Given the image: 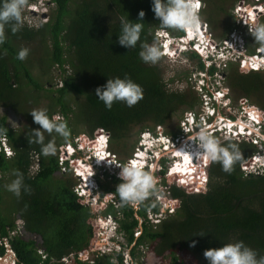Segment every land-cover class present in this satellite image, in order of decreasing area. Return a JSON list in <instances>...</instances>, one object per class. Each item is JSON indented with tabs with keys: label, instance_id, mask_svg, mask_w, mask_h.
<instances>
[{
	"label": "trees",
	"instance_id": "16d2710c",
	"mask_svg": "<svg viewBox=\"0 0 264 264\" xmlns=\"http://www.w3.org/2000/svg\"><path fill=\"white\" fill-rule=\"evenodd\" d=\"M246 1L241 0L236 10L259 9L258 5L249 7ZM50 3L55 6L52 20L36 29L23 24L15 34L5 26L6 39L0 45V106L17 115L22 114L26 122L23 130L16 132L7 127L5 115L0 117V128L5 130L4 135L14 151V156L7 161L0 153V170L7 167L13 175L19 172L31 190L28 194L22 190L19 198L15 196L14 203L16 214L23 220L29 236L10 242L17 256L27 264L39 263L34 257V244L28 240L31 236H37L45 252L56 258L85 248L91 237L87 224L90 215L73 200V181L53 178L58 171V147L65 141L61 138L57 143L52 133H43L45 144L52 141L56 145L55 156H43L41 145L29 142L34 140L33 129L39 128L30 115L34 110L30 109L32 104L37 105V93L44 90L51 94L52 106L58 110L47 114L51 118L59 113L67 122L71 132L67 142L77 133L76 127L69 123L74 112L66 103V96L71 93L82 96L77 105V118L86 128V133L92 135L102 130L112 143L125 142L136 127L166 125L176 113L189 111L196 103L189 92L168 90L163 84L161 71L139 58L140 44H151L153 32L163 30L151 11V0H50ZM141 10L144 17L140 40L134 49H126L117 43L119 18L135 22ZM262 16L264 10L258 11L256 21ZM181 37L176 36L178 39ZM22 44L34 45L43 52L48 68L54 67L60 73V88L54 91L45 89L32 77L28 62L16 59ZM189 56L196 58L194 53H189ZM198 68L203 70L200 62ZM229 74L226 75L228 87L246 99L264 87V74L260 72H238L233 68ZM125 75L141 86L143 98L130 108L122 102H114L110 110L106 109L95 95L96 88L103 86L107 79L124 78ZM21 79L30 88V95H22L23 103L16 104L22 94L19 87ZM229 142L238 144L242 153V160L234 165L232 173H224L219 163H210L206 170L208 188L205 192L188 194L171 186L170 197L179 203L177 217H166L161 225H157L158 229L157 226L154 230L144 227L141 240L147 237L156 242V255L169 253L170 263L182 262L183 259L176 256L181 253L198 264H207L203 256L205 250L220 248L237 240L256 251L257 259L264 256V171L243 177L241 164L254 155V147L235 141L220 144ZM199 162L206 163L204 160ZM33 164L38 166V170L30 174L29 168ZM189 167L176 173L188 174ZM104 177L109 179L108 184L103 185L96 177L100 189L115 193L120 180L108 175ZM192 182L201 189V181L194 179ZM148 208L158 213V206L148 203L141 205L137 215L145 217ZM120 212L125 220L132 218L133 211L128 206H121ZM1 222L5 228V221ZM137 223L133 220L134 226ZM2 235L6 237L5 229H2Z\"/></svg>",
	"mask_w": 264,
	"mask_h": 264
},
{
	"label": "rangeland",
	"instance_id": "374dc122",
	"mask_svg": "<svg viewBox=\"0 0 264 264\" xmlns=\"http://www.w3.org/2000/svg\"><path fill=\"white\" fill-rule=\"evenodd\" d=\"M196 1V0H194ZM198 2H200V10L198 11L199 17H200V22L202 24H205L206 26L204 27L207 36H209V39H211L215 44H222V42L224 40H226L227 38H229V32L233 33L234 36L237 35V29L234 26L233 23V17L232 15L234 14L235 10H236V6L239 4V2L241 0H197ZM254 1V0H253ZM260 1H264V0H260ZM250 2H252L251 0H247L246 1V5H248ZM55 6L50 3V0H27V4L23 10V24L26 25L28 28H38L43 24L48 23L50 20H52V15L54 12ZM255 23L257 24H261L264 23V16L260 17V19L258 21H256ZM256 24V25H257ZM213 29L212 31L209 30V28ZM200 29H201V25H200ZM173 35H171V31L168 30H164V32L167 33L168 35V42H171L170 48H167L168 51H176V53L178 54L176 57L174 56L173 58H171L168 54V51L166 53H164L161 56L162 60H159L156 64H150L151 66H156L160 71H161V75H162V80L165 83V85L168 86L169 89H173V90H180V91H184V92H189L192 96L195 97L196 103L195 106L186 112H178L176 113L171 119L170 121L166 124V125H162L159 126L160 130L156 129V126H152L151 124H146L147 126L145 127H136L133 129L132 133L130 134L131 136L124 142H120V143H112L109 140V136H107L108 138V144H107V150L110 152V154H113V156H115L114 161L118 162L120 165H123L125 163L128 162L129 159L132 158L133 153L139 151L140 148H138L141 143L138 144V142L142 139L143 137V132L148 130L151 131L152 133H159L161 135L166 136L170 141H171V137H176L179 136L183 137V135L181 134V121L183 120V116L184 113H193L196 117L198 114L202 113V109L204 107V101H201V97L199 96V89L197 88V84L193 83V78L190 79H181L182 76V72L186 73L187 76L190 75V72H195L193 71L194 69H192V67H198V59L197 58H190L189 57V53H190V48H186L184 46V43H186L182 36L181 40L183 41V43H181V40H179L178 38L176 39V36H179L181 33L178 30H173ZM234 31V32H233ZM240 31V30H239ZM244 37H245V54H249L252 55L254 52H256V50L260 49L259 44H257L254 41V38L251 36L250 31H245L244 33ZM230 39V38H229ZM231 40V39H230ZM156 43L157 46L161 49L160 44H161V39H153L152 44ZM178 46L179 47V51H177L175 49V47ZM259 47V48H257ZM21 48H28L29 49V54L28 57L24 60V62H28L27 64V68L29 70V72H31L32 77L38 81L40 83L41 86H43L45 89H50L51 91L56 90L57 88H60L61 86V76L59 71L56 68H48L47 63L45 62L46 57L44 58L43 52L39 51L34 45H27V44H22ZM232 50L231 52H234V45L232 44L231 46ZM162 51V50H161ZM166 51V49L164 50ZM163 51V52H164ZM203 51V50H202ZM201 51V52H202ZM162 52V53H163ZM262 54H264V52L261 51ZM168 57H167V56ZM170 57V58H169ZM233 54L231 55V60L232 63L230 65L227 66L226 69H224L222 72L219 71V74L215 75L213 70H209L208 72L211 71L212 74L208 75H213V77H215L213 79V81L217 84L213 85V90L214 92H219L220 94V99L219 102L222 104H218L216 105L214 102H212V106L214 107V109H216V114L217 112H219V115L214 116L212 119L209 117L208 120H206V122L211 123L212 125H210L208 127V129H206L209 133L211 132L210 129H214V130H218V128L214 127L217 124V121L220 120L219 118L222 117V119L224 118H234L237 117L238 120L235 123H239L240 124V120H242L245 124H250V120L247 121L248 118V108H256L257 110L261 111L264 113V87L262 90H260L259 92L255 93L254 95L251 96L250 99H246L243 96H241V94L239 92H236L235 90H231L226 82V75L230 76V71L231 69H236L238 70V72H240L239 68L241 63L240 59L237 61H234L232 59ZM246 59V58H245ZM224 58L221 55H213L211 60L209 61V63L211 62H215L216 64L223 62ZM171 68H170V67ZM199 70V69H198ZM197 70V71H198ZM243 72V71H242ZM248 72V71H246ZM262 74H264L263 72H260ZM225 75V78H224ZM193 76V74L191 75V77ZM194 76H196L194 74ZM189 81V82H186ZM25 81L23 79H21L19 87L21 86L22 89V94L20 96V99L16 102V104H20L23 103V96L22 95H30L28 92L30 91L29 87H26L25 85ZM190 84H193L194 86H190ZM227 90V91H225ZM53 95V94H52ZM51 94H49L46 91H40L39 93L36 94L37 97V105H33L32 107H30V109H46L47 113L49 112H57L58 108L57 107H53L52 106V101L50 100ZM82 100V96L76 95V94H69L66 96V103L68 105H70L72 107V110L74 112V115L72 114V116L70 115L69 117V123L71 124V126H75L76 127V134L74 138L78 139L79 135H84L86 137H91L94 138L96 137L97 134H100L98 132H95L92 135H89L86 133V128L84 127V125H82L79 122V119L77 118V105L78 103ZM243 110H240L242 109ZM244 108H247V110H244ZM218 110V111H217ZM208 112V111H205ZM250 112V111H249ZM5 115L6 116V123H7V127L11 130H17L16 132H21L26 124L22 114H15V112H13L10 109H5L2 106H0V117ZM60 116L61 115L59 113H56L55 116ZM221 116V117H220ZM216 117V119H215ZM214 120H216L214 122ZM219 122V121H218ZM214 123V124H213ZM18 126V127H17ZM235 127V125L233 126ZM144 128V129H143ZM143 129V130H142ZM141 130V131H140ZM215 136L220 143L223 142H227L224 140V136H219L218 133H216ZM52 137L54 139H57V143L61 141V137L56 134L55 132L52 133ZM189 139V138H187ZM245 139V138H244ZM241 140V139H240ZM186 141V140H182ZM181 142V147L183 149H186V152H189V150H191L189 148V144L187 145L186 142ZM235 142H245L247 144H252V141H235ZM64 142H61L59 147H58V154H57V158H64V156L61 154L60 152V147L62 146ZM189 143H193L190 139H189ZM187 145V146H186ZM195 145V143L193 144ZM259 146H255L252 144V146L254 147L255 153L254 155L249 158L246 162H244L243 164H241L240 170L243 173V177H247L249 175H256V174H261L264 171V143L261 144L259 142L258 144ZM176 152V151H175ZM169 155L167 156V161H162L161 163V168L162 169H166L165 174L163 176V171H161L159 174H157L155 171L153 172L154 175L158 178L163 177L164 180V184H163V180L162 181H158L157 183V194L153 195L151 197H149L144 203L147 204L148 203H152L153 205L158 206V213H157V217L154 216V213L150 210L147 211V217L149 220V223L151 225H161V220L165 219L166 217H170V218H175L177 217V212L179 210V203L175 202L174 199H172L170 197V193H169V188L171 186H176L179 187L181 189H183L186 193L188 194H196L198 191L199 192H205L206 189L208 188V183H207V172L206 170L208 169V166L210 165V163H205L203 165H205L204 167L201 168V170L204 171L203 173V178H195V180L197 181H202L203 179H205L206 177V183L203 185V187H201V189H198L196 186H194V188L196 189V191H194V188L189 189L190 185L189 184H185V185H180L179 183H176L175 179H169L168 176H170L169 174L171 173V170H169L168 168L170 166L173 165V167H175V164L179 163L182 160V157L178 154L177 156L175 154H171L168 153ZM141 156V154H139ZM255 156V161H251L252 158ZM144 156H142L141 158H143ZM137 160L140 159V157H136ZM171 159H174V162L171 161ZM8 160V159H7ZM198 162V161H197ZM173 163V164H172ZM196 163V162H195ZM199 164V163H198ZM116 165V164H115ZM160 165V163H158V166ZM73 166V165H72ZM84 165H80L78 167H76V172L78 173L77 175H79V172L81 170H85L84 174L86 173V169L83 168ZM71 171L75 172L74 170H67L64 174V177L61 176H57L55 177V180L61 179L62 180H66V179H70L73 181V185L77 186L78 185V180L77 177L75 175H73L71 173ZM157 171V169H156ZM257 171H259L257 173ZM11 172V171H10ZM177 172V170L175 171ZM9 173V172H8ZM166 173L168 175H166ZM80 175V176H84ZM87 176V180L92 181L94 183H96V176L94 174H92L90 172V174H86ZM97 176H101V175H97ZM6 177V176H5ZM10 178V175H9ZM101 178V177H99ZM98 178V179H99ZM100 181H105L106 179H99ZM91 182V183H92ZM174 185H173V184ZM97 185V184H96ZM92 188H90L88 190V192L82 193L80 192V194H84L86 195L87 199L92 200L93 198H95V200L97 201L99 198L97 197L96 193H98L97 190H94L93 184H91ZM188 188V190H187ZM98 189V187H97ZM6 191V190H5ZM73 192V190H72ZM74 193V192H73ZM90 195H92L91 197H89ZM12 197V199L10 200V198ZM113 197V196H111ZM110 197V198H111ZM75 198V197H74ZM108 198V197H107ZM107 198H104L105 200ZM76 199V198H75ZM14 200H15V196L11 193L6 191L3 194V203H2V207H1V215L5 218H8L12 223H16L15 225H17V227L13 228L12 230L14 232H17L18 234H22L23 237L25 239L28 238L29 234H27L26 231H23L21 226L23 227L22 221L18 219V216L16 214V210H15V206H14ZM101 200V199H100ZM105 200H102L100 202H104L103 203V207L101 209V220H105L106 218H109V215L107 214V217L104 215L107 211V206L105 204ZM167 204L168 209L167 211H165V209L163 208V205ZM14 206V207H13ZM164 206V207H167ZM161 216V217H160ZM135 218L138 221V223L143 224L144 221L143 219L139 218V216L137 214H135ZM150 218V219H149ZM146 219V218H144ZM158 219V220H157ZM160 221V222H158ZM106 225L104 226V229H101V233L104 234V239L106 240V235L108 234V232L106 233ZM155 228V227H154ZM158 229V226L156 227ZM148 229H151L148 227ZM152 230H154L152 228ZM28 240L32 241L34 244V249L35 251H43L45 254H47L45 252V250L42 248L41 245V241L40 239L37 238V236H31ZM109 247V245H108ZM33 249V252H34ZM157 247L155 248V243H151L150 245H146L145 247H141L139 248V250L137 249L136 252L138 253H142L140 256L137 255V258L135 259V262L138 261L141 263V261H147L146 264H198L197 261H195L194 259H192L189 256H184L181 253L176 254V256L178 258L183 259L182 262L176 261L175 263H170V258H169V253H164L160 256H157L155 254ZM103 252L105 253L106 251H104V249H102ZM71 261V260H70ZM58 264V263H57ZM142 264V263H141Z\"/></svg>",
	"mask_w": 264,
	"mask_h": 264
},
{
	"label": "clouds",
	"instance_id": "9594fccd",
	"mask_svg": "<svg viewBox=\"0 0 264 264\" xmlns=\"http://www.w3.org/2000/svg\"><path fill=\"white\" fill-rule=\"evenodd\" d=\"M26 4L27 0H0V45H3L6 39L4 31L5 26L10 27L13 34L23 27V10ZM198 7L199 5L196 4L194 0H151V11L154 13V17L158 18L161 29H172L187 33L197 30L199 33L202 32V29H199L200 17L198 14ZM143 17L144 12L141 10L138 13V19L135 22L125 19L124 17L119 18L120 33L117 36V43L120 46L126 49H134L137 46V42L140 40L141 31L143 29ZM249 31L254 38V41L259 44L260 51L264 52V23L255 25ZM160 34L161 33L159 32L157 33V35ZM194 38L195 36L188 38L185 43L186 48H194ZM140 49L138 55L140 60L145 64H156L163 55L161 49L156 43L151 45L141 43ZM174 52L172 50L168 51L171 58L175 56ZM28 54V48H21L16 53V59L24 61L28 57ZM95 95L97 99L103 103L106 109L110 110L114 102H122L125 106L130 108L143 98V90L140 85L133 82L125 75L124 78L116 77L107 79L103 86L96 88ZM30 115L33 123L39 125V128L33 129L34 140H30L29 142L41 145L40 151L43 156H55L57 152V147L54 142L49 141L47 144L44 143V132L49 134L55 132L63 138L65 143L60 147L61 154L65 152L68 155L66 146L69 145L75 149L78 142H80L79 139L74 141L75 135L70 142H67L70 138L71 132L67 126V122L62 117L57 115L50 118L46 109H34L30 112ZM247 115L249 118L247 121H249L250 118H256L253 114ZM259 119H261V123H263L262 121L264 120H262V117ZM252 122L253 121L250 120V123ZM240 124L241 126L251 129L249 125L245 124L242 120H240ZM217 126L218 124L215 125V127ZM148 132L149 136H145L144 133H142L143 137L138 142V144L141 143L139 148L144 156L143 160L137 162L135 159H129L127 163L117 165L118 169L116 172H118V177H116V174L111 175L113 167L116 165L107 155V153H110L107 150L108 138L107 140L102 139L98 142L95 141V138L89 137L88 139L91 140V142H94V146L97 150L93 151L92 149H85L84 155L88 154L89 159L85 160L84 164L86 167H89L90 172L98 178L99 176L97 175H101L100 177L108 175L114 177L116 180H120V183L116 186L115 193L118 195L122 207L128 206L132 209H137L149 197L156 195L158 191L156 187L157 183L159 180L162 181L163 177L158 178L153 172L155 171L159 174L163 171L164 176L167 168H161L162 161H167L168 153L174 154L175 151L181 149V143L178 145V148L173 151L163 149V147L166 146L163 137L166 136L158 133L155 134L151 131ZM4 134L5 130L0 128V137ZM181 134L184 136V140H186L183 142L188 144L190 139L195 143L192 148L189 147L191 150L187 152L188 154L193 155L190 161V164H192L193 167L189 165L192 172L182 174L187 176L191 174L193 180L197 178V175L193 173L195 158L203 159L207 163H219L221 170L227 174H231L234 170V165L242 160V153L238 144L229 142L226 145H221L219 140L203 127H201L199 131L196 130L195 133L191 131L184 134L181 130ZM176 137H171L172 141H174ZM150 142L152 143L150 144ZM9 146L13 149V146L8 141V147ZM5 147L7 148L6 145ZM153 152L156 154L151 156ZM0 153L4 156L2 147ZM34 158H36V156H34ZM185 159H188V157L186 156ZM171 161L174 162V159H171ZM192 161L194 163H191ZM106 162L109 164L105 165ZM158 163H160L159 166ZM168 169L171 170V179H174L177 176L174 171L175 168L172 165ZM37 170L38 166L35 164L31 165L29 168L30 174H34ZM14 175L16 178L12 180L11 183L4 186L5 190L11 192L17 198L21 196L22 190L25 194L30 193V187L24 183L23 176L19 172L14 173ZM166 175L168 174L166 173ZM205 183L206 177L201 181V187H203ZM185 184L188 183L183 182L180 185ZM175 202L177 201L175 200ZM164 206H167V204L163 205V208L167 211L168 206ZM156 215L157 213H154V216ZM163 220H161V222ZM203 256L206 259L207 264H264V256H260L259 259H257L256 251L246 246L243 241L239 240L223 244L220 248L207 249L204 251ZM113 264H116L115 260H113Z\"/></svg>",
	"mask_w": 264,
	"mask_h": 264
},
{
	"label": "flooded vegetation",
	"instance_id": "af4514ba",
	"mask_svg": "<svg viewBox=\"0 0 264 264\" xmlns=\"http://www.w3.org/2000/svg\"><path fill=\"white\" fill-rule=\"evenodd\" d=\"M165 30L171 31V35H173L174 31L172 29H165ZM209 30L210 31L213 30L211 28V26H210ZM162 42L163 41H161L160 46L162 45ZM257 48H259V47H257ZM167 51H168V49H167ZM173 52H174V50H173ZM174 55H175V57L178 55L176 53V51L174 52ZM160 60H162V59L160 58ZM197 68L198 67H192V69H194L193 71H196ZM251 71H253V70H251ZM254 72H261V71H254ZM190 77H191V75L187 76L186 73L182 72L181 79H183V78L188 79ZM192 77H194V75ZM224 78H225V75H224ZM166 87H168V86L166 85ZM168 90L173 91V92L174 91H180L178 89L177 90L168 89ZM12 151H13V149H12ZM13 156H14V151H13L12 157ZM12 157L8 158V160H10ZM3 158L7 161L5 154H4ZM58 159L59 158H57V162H59ZM70 163H71V160L69 158H64L63 164L68 165ZM83 168H84V166H83ZM64 174L65 173L61 172V170L58 167V171L54 174L53 178L55 179V177H57V176L64 177ZM9 175H10V178H9ZM76 177L78 180V185L72 186V190L74 192L73 197L76 198L73 200H75L76 204L78 206H82L81 204H83V206L84 205L87 206V202L91 203L95 199V198H93L92 200L87 199L86 195H84V194L78 195V194H80V192H82V193L88 192V190L90 188H92L91 184H93L94 190H97V191L99 190L98 193H96L97 197L99 198L98 202L105 200L104 198L108 197L105 200V204L107 206L106 208H107L108 212H106L104 215L107 217L108 213H112V217L108 218V219L106 218L105 220L104 219L101 220L100 216L102 214L99 211V213L96 214V216H94L96 218L93 217V219L90 220L89 222L87 220V224L90 226V229H91V237H90V240H88L87 246L85 248H83L79 251H76V252L75 251L72 252L74 254L71 253L70 255H68L66 257V259H64L63 256H66L70 252L59 257V258L54 257L55 255H50L56 261L53 262L52 260H48L47 262L43 263L39 260L38 264H57V263L58 264H113V260H115L116 264H141V263L146 264L147 261L146 262L141 261V263L138 261L135 262L137 255L140 256L142 254V253H139V251L137 253L136 250L137 249L139 250V248L145 247L146 245H150L151 243H155V248H156V246H157L156 242H151L150 240L147 239V237H145V239L141 240V236H143V232H144L145 228L149 227V228L154 229V227H156L157 225H151L149 223L147 214H145V217H139V218L143 219V221H144L143 224L137 223L136 226L133 225V220L137 221L135 218V214H137V212H139L141 210V206L137 209H132L129 207L133 211V213L131 215L132 218L125 220V217L120 212L121 205H120L118 195L116 193L111 192V191H105L104 192L98 186L99 182H101L103 185L108 184V182H110L109 179H106L105 177H101L99 179L105 178L106 180L100 181L98 179L99 182L96 181V183H94L92 181L87 180L83 176L76 175ZM12 180H14V175H13V172L11 169H7V167H6V168H3L2 170H0V261H2L3 263L6 261L4 264H27L26 262L21 261V259L17 256L15 250H13L12 245L10 244L11 241H14L16 239H25V238L23 237L22 234H18L17 232H14L12 230L13 228L17 227V225H15L16 223H14V222L12 223L8 218H5L1 215V213H2L1 207H2V203H3L2 202L3 201V194L6 192L4 186L11 183ZM58 180H62V178L58 179ZM97 187H98V189H97ZM91 196L92 195H90L89 197H91ZM111 196H113V197H111ZM11 199H12V197L10 198V200ZM14 203H15V200H14ZM143 204H145V203H143ZM147 204H148V202H147ZM82 210L87 211V213L90 216H92V212L90 210L83 208V207H82ZM148 210H150V209L148 208ZM144 218H146V219H144ZM18 219L21 220L22 224L24 225L23 220L19 217H18ZM97 219L99 221H96ZM113 219H114V222L116 223V227L112 226ZM131 219H133V220H131ZM1 220L5 221V223H6L5 228L2 227ZM8 221L10 222V224H8ZM101 222H103L104 225L99 224ZM105 225L107 227L106 233L110 229L108 234L106 235V240L104 239V237H105L104 234H102L100 231L101 229H104ZM127 225L129 227L127 229H125L124 227ZM21 228L23 231H25L24 226L23 227L21 226ZM2 229L3 230L5 229V232L7 234L6 237H4L2 235ZM108 245H109V247H108ZM8 247L11 251V254H9L7 251ZM102 249H104V251H106V252L105 253L102 252ZM155 254H156V252H155Z\"/></svg>",
	"mask_w": 264,
	"mask_h": 264
},
{
	"label": "built area",
	"instance_id": "2783aa9c",
	"mask_svg": "<svg viewBox=\"0 0 264 264\" xmlns=\"http://www.w3.org/2000/svg\"><path fill=\"white\" fill-rule=\"evenodd\" d=\"M256 58H258L260 61H264V55L261 54L260 52H256L254 54H252V56L250 58L247 59L248 62H245L246 60H243L241 62V65L239 68L240 71H243V72H246V71H249L250 69H256L257 68V65L255 63L254 60H256ZM253 60V61H252ZM250 68V69H249ZM264 69V65L262 67ZM204 107L202 109V113L201 114H198L197 117L193 114V113H184V116H183V120L181 121V130L183 131L184 134H186L187 132H196L200 130L201 127L205 128V129H208V127L210 125H212L211 123H208L206 122V120L209 119V117L212 119L214 116L216 115H219L220 113L217 112L216 114V109H214V107L207 101V99L204 100ZM240 110H243L240 109ZM244 110H247V108H244ZM205 111H208V112H205ZM218 111V110H217ZM250 111V112H249ZM247 114H253L256 116L255 119L253 118H250V120H252L253 122L249 124V128L245 127V126H241V124H237L235 123L237 120H238V116L237 117H234L233 119L232 118H219L220 120L217 121V124L218 126L216 128H218V130H214V129H210L211 132L210 134L212 135H215L216 133H218V135L220 136H224V140L225 141H252L253 145L255 146H259V142L261 144L264 143V121H262L263 123H261V119H259L260 117H262V120H264V113L257 110L256 108H248V113ZM216 119V117H215ZM215 122V120H214ZM240 122V121H239ZM214 124V123H213ZM235 125V127H233ZM215 127V126H214ZM157 130H160V127H156ZM95 132H98L100 134H97L95 138V141L98 142L102 139L104 140H107V134L105 132H103L102 130H97ZM94 132V133H95ZM145 136H149V132L146 130L143 132ZM159 134V133H158ZM245 138V139H244ZM78 139L80 140V142H78L76 148L74 149L73 147L67 145L66 146V149L68 150V155L63 152L62 155L64 156V158H69V157H72V158H69L71 160V163L68 164V165H65L63 164V160L64 158H59V162H58V167L59 169L61 170V172H66L67 170H74L75 172L71 171V173L73 175H77L78 173L76 172V167L80 166V165H84V161L89 159V156L88 154L87 155H84L85 154V149H93L94 147V142H91V140H88L89 137H86L84 135H79L78 136ZM77 138L74 139V141L78 140ZM184 139V136L183 137H180L177 136L174 141H171L167 138V137H163V141H165L166 143V146L163 147V149H167V151H173L175 149L178 148V145L182 142V140ZM241 139V140H240ZM8 138L6 136H1L0 137V145L1 147L3 148V151H4V154H5V157L8 159L10 157H12L13 155V151H12V148L11 146L8 147ZM152 141V140H151ZM152 142H150L151 144ZM189 144V147H193L194 143H188ZM187 144V145H188ZM5 145L7 146V148L5 147ZM0 147V149H1ZM139 148V147H138ZM141 153V149H139V151L137 152H134L133 153V157L130 159V160H133L135 159L137 162L139 160L136 159L137 154ZM156 153H152L151 156H154ZM108 157L110 160H113L115 159V156H113V154H110V153H107ZM192 155V154H190ZM75 157V158H74ZM192 158V157H191ZM195 167H194V170H193V173L197 175L198 178L202 179L203 178V173L204 171L201 170L202 167H204L205 165L201 164L197 159L198 158H195ZM255 156L252 158V161L255 160ZM198 161V162H197ZM254 162V161H253ZM114 163L116 164V166L113 167V171L111 172V175H115L116 174V177L117 176V165H120L118 162L114 161ZM199 163V164H198ZM109 163H105V165H108ZM73 165V166H72ZM99 165V164H98ZM191 167H193L192 164H190ZM70 167V168H69ZM191 167H189V173H191ZM84 168L86 169V172H88V174H90V168L89 167H86L84 165ZM259 171H257L258 173ZM170 176H168L171 180L172 178V174H169ZM176 177L174 178L175 181L179 184H182L183 182L185 183H188L190 185L189 189H192L194 188V185H193V178H192V175H182V176H179L177 173H176ZM100 177V176H99ZM187 177V179H186ZM204 180V179H203ZM199 183V182H198ZM188 190V188H187ZM194 191H196V189L194 188ZM198 193V191H196ZM78 194V193H77ZM78 195H82V194H78ZM81 204V203H80ZM83 208H86L88 210H90L92 212V216H90L87 220L88 222L90 220L93 219L94 216H96V214L99 213V211H101L102 207H103V203L102 202H98V200L96 201L95 199L90 203V202H87V206H83V204H81ZM112 210V209H111ZM109 215V218L112 217V213H108ZM96 218V217H94ZM96 221H99L98 219ZM101 224V223H99ZM112 226L113 227H116V223L112 222ZM103 252V250H102ZM72 252H70L69 254H67L66 256H63L64 259H66V257L68 255H70ZM74 254V253H72ZM34 256L36 259L40 260L41 262H47L48 260H52L53 262L56 261L54 260V258L52 256H50V254H45L43 251H35L34 249Z\"/></svg>",
	"mask_w": 264,
	"mask_h": 264
},
{
	"label": "bare ground",
	"instance_id": "6f19581e",
	"mask_svg": "<svg viewBox=\"0 0 264 264\" xmlns=\"http://www.w3.org/2000/svg\"><path fill=\"white\" fill-rule=\"evenodd\" d=\"M251 1L252 2H250L248 4V6L251 7V6L258 5L259 9H257V11L254 10L253 8L247 9L245 11L235 10L232 17H233V23L235 25L234 27L238 28L237 29V35L234 36L233 33H229V38L231 40L229 38H227L226 40H224L222 42V44H215L211 39H209V36H207L206 31H204L205 30L204 27L206 25L202 24L201 22H200L201 29H202L201 33H199L198 30L191 32V33L180 31V33H182L180 36H183V38L185 39L184 40L185 42L188 40V38L195 36V38H194L195 46L193 49H190V53H194L196 55L195 57L198 59V62H200L203 65V70H200L199 68H197V70L199 69L198 71L196 70L195 72H190V75H192V74L196 75V76H194V78L193 77H190V78H193L192 80H193L194 85H195V83L197 84V88L200 91L199 96L201 97V101H204L205 99H207V101L211 105H212V102H214L216 105H218L220 103L219 102V99H220L219 94L220 93L216 92V91L214 92V90H213V85L217 84L213 81V79L215 77H213V75H211V76L208 75V73H209L208 71L210 70V68H213L214 74L217 75V74H219V71H221V70L223 71L224 69H226V67L228 65H230L232 63V60H231L232 54H233L232 59L234 61H237L240 59L241 62L243 60H246L245 62H248L247 59L252 56V55H249L247 53L245 54L246 50L244 47H245L246 41H245V37H244L243 33L245 31L250 30L255 25V21L257 19L258 11L264 10V1H260V0H254V1L251 0ZM194 2L199 5V7H198V11H199L201 8L200 7L201 3L198 2L197 0ZM164 30L165 29L155 30L153 32V36L155 37V39L157 38V39H161V41H163L162 45L160 46L162 52L165 50V48H170V45H171V42H168V35L166 32H164ZM158 32L161 34L157 35ZM181 38L179 40H181ZM181 43H183L182 40H181ZM232 44L234 45V52L233 53L231 52ZM184 46H185V43H184ZM175 49L177 51H179L178 46H176ZM257 51L261 53L260 49L256 50V52ZM166 52H167V49H166V51L163 52V54ZM256 52H254V53H256ZM213 55H221L224 58L223 62H220L218 64H216L215 62L209 63V61L211 60ZM254 61L257 65V68L256 69H250L249 68V69L253 70V71L264 72V69L262 68L264 65V61H260L258 58H256V60H254ZM241 62H239V63H241ZM209 74H212V73H209ZM190 78H188V79H190ZM186 82H189V81H186ZM194 85L190 84V86H194ZM165 87H166V85H165ZM166 88L169 89L168 87H166ZM220 104H222V103H220ZM237 124H239V123H237ZM183 148L181 147L180 150H177L174 153L176 156L179 154L182 157V160L179 163L175 164L174 171H176V170L179 171L180 169L190 165L191 157H193V155L188 154L186 152V149H183ZM92 150L96 151L97 149L94 146ZM139 154H141V156ZM139 154H137V156H139L140 157L139 160L142 161L143 158H141V157L143 156V154L142 153H139ZM186 156L188 157V159H185ZM197 160L200 161L203 159H197ZM191 163H194V162L192 161ZM84 172H85V170H81L79 172V175H83ZM86 174H88V172H86L84 174V176H83L84 178H87ZM101 224L104 225L103 222H101Z\"/></svg>",
	"mask_w": 264,
	"mask_h": 264
},
{
	"label": "water",
	"instance_id": "95a60500",
	"mask_svg": "<svg viewBox=\"0 0 264 264\" xmlns=\"http://www.w3.org/2000/svg\"><path fill=\"white\" fill-rule=\"evenodd\" d=\"M7 251H8L9 254H11V251H10L9 247H8ZM0 264H4V263L2 261H0Z\"/></svg>",
	"mask_w": 264,
	"mask_h": 264
}]
</instances>
